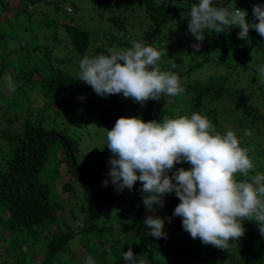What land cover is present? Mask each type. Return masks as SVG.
<instances>
[{"label":"trees","instance_id":"obj_1","mask_svg":"<svg viewBox=\"0 0 264 264\" xmlns=\"http://www.w3.org/2000/svg\"><path fill=\"white\" fill-rule=\"evenodd\" d=\"M225 1L214 3L219 7ZM178 2L190 6L198 0H0L4 24V31L0 30V264H56L68 258L85 264L88 255L96 264H129L122 255L129 247L143 264H264V238L256 223L244 221L245 235L230 242L225 251L199 238L189 241L182 219L173 216L179 203L174 192L163 198L162 207L153 205V212L142 203L139 181L131 191L117 192L108 176L112 154L105 144L106 133L117 118L160 121L193 112L207 116L221 134L226 125L234 127L241 146L250 149L254 168L249 181L257 172L264 173V148L253 140L261 136L256 124L264 121V83L257 71L264 65V54L260 63L257 48L264 37L254 28L249 29L248 40L238 38V28L225 34L213 31L205 33L194 50L198 42L184 29L188 17L181 12L175 17ZM228 3L246 10L247 22L258 23L253 6L264 5V0ZM109 5L117 10L138 6L146 21L140 39L130 35L125 16L109 20L115 34L103 31L95 12ZM128 13L132 18L136 14ZM140 41L158 50L166 48L159 67L179 75L183 94L161 95L159 101L142 106L122 94L97 96L78 80L76 71L69 70L75 66L69 58L107 54L113 45L130 47ZM94 44L98 47L92 48ZM238 51L258 57L249 64L231 63V55L236 53L237 58ZM5 76L11 77L14 87L6 84ZM87 98L99 101V108H83L93 118L91 125L82 118L85 112L77 111ZM91 126L104 130L99 140L105 146L95 157L99 159L96 170L85 181L89 173L80 165V156ZM245 130L255 135L246 137ZM95 136L89 149L97 143ZM180 167L190 165L181 162L174 169ZM106 179L107 187L103 186ZM148 216L164 220L166 238L149 236L144 223Z\"/></svg>","mask_w":264,"mask_h":264},{"label":"clouds","instance_id":"obj_2","mask_svg":"<svg viewBox=\"0 0 264 264\" xmlns=\"http://www.w3.org/2000/svg\"><path fill=\"white\" fill-rule=\"evenodd\" d=\"M186 16L187 31L198 42L194 50L204 41L205 33L213 31L225 34L238 28V38L248 40L249 29L254 28L264 37V5L253 6L258 23L246 21V10L229 3L218 7L214 0H198ZM106 52L85 56L78 66V80L89 85L97 96L122 94L143 106L149 100L159 101L161 95L178 97L185 92L178 74L159 67L166 48L158 50L140 41L131 42L130 47L113 45ZM257 71L264 83V65ZM4 80L14 87L10 76ZM243 135L251 137L252 132L245 130ZM106 139L112 154L108 176L117 192L125 188L131 191L139 181L142 203L153 212V205L162 207L163 198L174 192L179 203L173 216L182 219L183 229L193 239L224 251L231 247L230 242L236 243L245 235L244 221L256 223L264 238V173L257 172L250 181L247 179L254 168L250 149L241 146L233 131L221 134L207 116L198 112L147 122L139 116H121L107 130ZM181 162L190 168L174 170ZM108 183L104 180L103 186ZM144 223L150 229L149 236L166 238L163 219L148 216ZM122 255L129 264H143L131 247ZM85 264L96 261L88 255Z\"/></svg>","mask_w":264,"mask_h":264},{"label":"rangeland","instance_id":"obj_3","mask_svg":"<svg viewBox=\"0 0 264 264\" xmlns=\"http://www.w3.org/2000/svg\"><path fill=\"white\" fill-rule=\"evenodd\" d=\"M182 4H185V5H182ZM225 4V3H224ZM176 8L175 9V17L178 15V13H182V15H187L188 14V11L190 10V6L187 5V3H183V2H178L175 4ZM121 8V9H120ZM118 10L117 8L113 7V5H109L105 10H103L102 12L100 13H96L95 12V17H98L101 19L100 23H101V28L103 29V31H106V32H110L111 34H115V30L113 28V25L111 23H109V20H111L113 17H123L125 16L127 18V21H129V26H130V35L133 37H135V39H140L143 35V26H144V23L146 22L145 19H143L141 16L143 15L141 13V11L139 10L138 6H121ZM125 8V9H124ZM66 11L68 13H72V8L70 6H66ZM132 10H134L136 12L134 18L131 17V15L128 13V12H132ZM1 18V17H0ZM3 23V19H0V30L1 31H4L3 30V27H4V24ZM188 21L184 27V29H188ZM175 26V25H174ZM173 26V27H174ZM174 29L171 30H168L169 32V35H170V39H171V35H172V32H173ZM187 31V30H186ZM14 38H16L15 35H13ZM100 43V40L98 42V45ZM97 44H94V46L92 48H95V47H98ZM260 52H261V55H260V63H262V56L264 54V43L263 44H260L258 47H257ZM90 53H93V49H91L89 51ZM232 56V59H231V63H235V64H241L242 62H246V63H252L253 61H255L258 57H255L254 54L252 55V53H249V52H245V51H238V55H237V58H236V53L231 55ZM71 59V62H74L73 65L75 66H72L70 67V72L73 73L76 71V75L78 77V73H79V62L80 60L82 59H75V58H69V60ZM236 59L238 61H236ZM246 64V66L248 65ZM77 65V66H76ZM69 68V66H68ZM73 71V72H72ZM211 71V70H210ZM200 81H202V78H199ZM254 94V93H253ZM260 94V92H259ZM259 94L256 96V98L254 99V101L258 98ZM255 95V94H254ZM94 99H91V98H87L85 100H83L82 102H85V103H82V108H79L77 111L79 113H81L80 111L83 110L85 112V115L82 116V118H86L87 121L89 122V124L91 125L92 124V121H93V118H91L90 115L87 114L88 110H84V106H87L88 109L92 110L93 107H96V108H99L97 107V102H99L98 100H94ZM81 109V110H80ZM78 113V114H79ZM84 114V113H83ZM79 122H83L82 124L84 125V120H81V115L79 114ZM257 125V129L260 130V133H261V136L260 137H255L253 135H255V132L252 131V136H253V140H255L256 142H259L262 144L263 148H264V121L256 124ZM251 129H255V127H251ZM90 130L91 132L85 137V140L83 141V147H82V151H81V156L80 158H82V161L80 163V165H83V169H84V172H87L89 173V175L85 178H88L90 177V175H93L92 173L90 174L91 171H95V165L96 163L99 161V159L95 158V157H98L99 154L103 151V147L105 146V144L102 143V140H99V137H101L102 133L101 132H104L103 129L101 128H97L96 127H90ZM228 130H231L233 132H235V129L232 125H226L225 126V133L226 131ZM95 135H98V137L96 138ZM94 136H95V139L97 141V143H93V145L90 147L89 149V144H90V141L91 140H94ZM241 141V140H240ZM64 167L65 166H62L61 167V170H64ZM175 170V169H174ZM88 179H86L85 181H87ZM72 205H75V201H71ZM66 206H68V204H66ZM65 218L70 221L71 219L68 217V212L65 211ZM127 212V211H126ZM186 238L190 241L191 239V236H186ZM73 254H75L76 252L73 251L72 252ZM67 260V258H66ZM38 261H41L40 258L37 257V262ZM56 264H79V262L75 259V258H68V261L63 263L61 259H58L56 262Z\"/></svg>","mask_w":264,"mask_h":264},{"label":"water","instance_id":"obj_4","mask_svg":"<svg viewBox=\"0 0 264 264\" xmlns=\"http://www.w3.org/2000/svg\"><path fill=\"white\" fill-rule=\"evenodd\" d=\"M228 2H229V0H226L224 6L227 5ZM86 179H88V178H85V180H86Z\"/></svg>","mask_w":264,"mask_h":264}]
</instances>
